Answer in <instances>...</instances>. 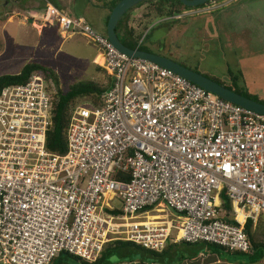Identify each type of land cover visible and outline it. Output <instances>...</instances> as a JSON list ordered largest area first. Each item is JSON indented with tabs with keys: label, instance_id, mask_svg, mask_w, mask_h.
Wrapping results in <instances>:
<instances>
[{
	"label": "built area",
	"instance_id": "obj_1",
	"mask_svg": "<svg viewBox=\"0 0 264 264\" xmlns=\"http://www.w3.org/2000/svg\"><path fill=\"white\" fill-rule=\"evenodd\" d=\"M43 20L94 42L112 84L100 105L72 107L63 154L47 148L55 80L34 72L1 88L0 264L91 263L116 240L250 251L242 225L264 219V113L120 51L84 17L49 6Z\"/></svg>",
	"mask_w": 264,
	"mask_h": 264
},
{
	"label": "rangeland",
	"instance_id": "obj_2",
	"mask_svg": "<svg viewBox=\"0 0 264 264\" xmlns=\"http://www.w3.org/2000/svg\"><path fill=\"white\" fill-rule=\"evenodd\" d=\"M34 1L39 4L41 12L32 21L26 9H23L26 5L19 4L24 0H10L8 5L6 0H0V76L16 74L26 63L38 62L57 73L62 91H67L78 82L95 81L106 85L111 81L110 75L101 65L103 60L95 62L100 51L97 45L80 33L66 35L56 23L42 21L49 2ZM50 1V4L60 7L66 4L68 9L62 11L64 14L85 17L97 33L107 35L108 22L105 24V21L109 7L105 4L110 0ZM148 8L146 4L137 7L129 17V24L142 33L140 39L144 47L225 83L232 82L231 71L242 77L239 85L264 99V0L212 2V5L204 8L176 15L177 20L171 24H162L161 21L165 19L154 18V13L151 18L147 16ZM91 101L92 98L87 96L77 99L74 105L89 106ZM114 206L120 205L114 202ZM147 209L150 208L144 210ZM237 218L243 221L244 216L240 212ZM254 230L258 240L263 239L260 237L262 232ZM190 247L195 248L196 245ZM132 253L137 258L142 254L134 248H122L113 253L111 258L120 261L126 257L125 260L130 261ZM217 255L219 260L231 264L249 261V254L241 252L221 250ZM62 258L57 263L66 259L69 264H76L73 259L66 256ZM213 258L205 259H209V262ZM252 264H264V257Z\"/></svg>",
	"mask_w": 264,
	"mask_h": 264
},
{
	"label": "trees",
	"instance_id": "obj_3",
	"mask_svg": "<svg viewBox=\"0 0 264 264\" xmlns=\"http://www.w3.org/2000/svg\"><path fill=\"white\" fill-rule=\"evenodd\" d=\"M119 1L121 0H110L108 3L105 4V6L107 5L109 7V12L106 16L105 24H107L108 22L112 9L116 6V4ZM212 2L220 3L222 2V0H211L207 4L194 6V7L187 6L183 4L180 0H144L141 3L132 7L130 10H128L127 13L120 19L116 27L117 34L125 46L132 48V49L138 48L140 50H146L149 52H153L149 50L148 48L144 47L140 43L141 41L140 38L142 36V33H140L136 28L132 27L129 24V19H130L129 17H130V13L132 10L146 4L149 7L148 8L149 12L146 14L147 16H150L151 18L152 14L154 13V18L165 19L164 21L163 20L161 21L162 24L164 23L171 24V22L177 20L175 18L176 15H180L183 12L189 11L192 9L203 8L206 5H211L210 3ZM5 3H7L8 5L10 3V0H6ZM19 4L22 6L25 5L24 2L23 3L19 2ZM138 39H139V42H138ZM179 63L187 66L186 64L182 62H179ZM192 69L198 72H201L200 70L196 68H192ZM34 72H39L45 75L46 77L53 78L55 82L57 83V85H59L58 101L56 102L55 107H54L52 125L47 135V148L48 150L52 152L63 154L66 152V149H67V128L69 126L70 117L72 113L71 111H72L74 102L77 99H81V98L89 96L92 98L91 102L94 105H100L101 104L100 96L109 89L112 83L111 81H109L107 82L106 85H102L95 81L78 82V83L72 84L67 91H62L60 88L58 75L53 69L48 68L45 65L38 63V62H28L16 74L1 75L0 76V90L4 86L13 85V84H22V83L27 82L29 77ZM229 73L231 76V81H232L231 83H225L218 78L209 76L207 74L205 75L209 76L210 78L216 80L219 83H222L223 85L227 86L233 91H236L244 96L250 97L258 102L264 103V99L259 98L255 94H251L250 92L245 90L241 85L238 84L239 81L243 80L242 77H239L238 75H234L231 71H229ZM223 205L225 208L229 210L232 209V204L229 202V200L226 197L224 198ZM231 221L235 224H238V222L234 218L231 219ZM242 227L245 230L249 238L251 250L248 252H241V253L249 254V261L246 262L245 264H252L253 262H256L257 260L262 259L264 257V219L259 218L257 224L254 225L253 220L251 218H248L246 222L244 223V225H242ZM254 229H257L258 231L262 232L260 237H263V239L258 240L259 237ZM176 243H184L185 245H197L198 244L202 246V249L205 250V252L212 251L213 253L215 252L219 253L221 250H223V251H228L232 253H238V251L233 252L223 246L217 245L212 242H206V241L188 242L185 240H181L178 242H169L166 245V247L163 248L162 250H153V249H146L130 241L118 240L114 242L113 244H111L109 247H107L103 251L102 255L99 257V259L95 262L90 263V262L83 260L82 258L78 256H74L68 253H60L57 257H55L52 260L50 264H69V262H67L66 259L60 260L57 263V260L63 259L62 258L63 256H66L70 259L75 260L76 264H112V261L114 260L113 258H111L112 254L115 253L116 251H119L122 248H127L129 250L131 248H134L137 251H144L151 256V260L149 261H152V258H154L155 260L162 262V260L165 259V257L170 256V253L172 251L171 248ZM131 256L132 258L130 259V261H133L134 259L137 258V257H133V253L131 254ZM125 258L126 257H122L120 260L122 259L125 260Z\"/></svg>",
	"mask_w": 264,
	"mask_h": 264
},
{
	"label": "water",
	"instance_id": "obj_4",
	"mask_svg": "<svg viewBox=\"0 0 264 264\" xmlns=\"http://www.w3.org/2000/svg\"><path fill=\"white\" fill-rule=\"evenodd\" d=\"M142 1L144 0H121L112 9L107 24V37L117 49L129 55L141 57L156 62L228 101L251 109L253 111L264 113V103L258 102L250 97L244 96L236 91H233L222 83H219L216 80L210 78L209 76H206L201 72L189 68L188 66H185L171 59L170 57L158 53L149 52L146 50L132 49L125 46L117 34V24L120 19L127 13L128 10H130L135 5L141 3ZM180 1L187 6L194 7L207 4L211 0Z\"/></svg>",
	"mask_w": 264,
	"mask_h": 264
},
{
	"label": "crops",
	"instance_id": "obj_5",
	"mask_svg": "<svg viewBox=\"0 0 264 264\" xmlns=\"http://www.w3.org/2000/svg\"><path fill=\"white\" fill-rule=\"evenodd\" d=\"M30 1L31 0H25L24 4L26 5V7L23 9H26L25 11H27V13L30 15V18L33 21L34 17H38L35 15H40L41 9L39 8V4L37 2L32 0V3H30ZM46 1L51 3L50 0H46ZM33 2L36 4V6H31L32 4H34ZM55 6L58 7L63 12H66V9H68L66 4H64V6L61 7L58 5ZM33 23H35V21ZM97 54L99 55L100 52H98ZM190 246L191 245H185L184 243H176L171 248L172 251L170 253V256L165 257V259H163L162 262L155 260L154 258H152V261H149L151 260V256L148 253L141 251L142 253L141 256L137 259H134L133 261H125L123 259L120 261L114 260L112 261V264H231L224 260H219L218 259L219 255H217L216 252L215 253H213L212 251L205 252V250L202 249V246L198 244L196 245L195 248L194 247L191 248ZM207 254H211V255L208 256ZM212 256H214L212 261L207 262L209 259H205V258ZM241 264H245V263H241Z\"/></svg>",
	"mask_w": 264,
	"mask_h": 264
},
{
	"label": "clouds",
	"instance_id": "obj_6",
	"mask_svg": "<svg viewBox=\"0 0 264 264\" xmlns=\"http://www.w3.org/2000/svg\"><path fill=\"white\" fill-rule=\"evenodd\" d=\"M49 6H54V7H56L55 5L49 3V4L47 5V9H46V11L48 10V7H49ZM56 8H57L61 13H63L58 7H56ZM46 11H45V14H46ZM45 14H44V15H45ZM63 14H64V13H63ZM65 15H66V14H65ZM43 17H44V16H43ZM74 17H75V16H74ZM77 17H78V16H77ZM84 18H85V17H84ZM85 19H86V18H85ZM42 21H44V20H42ZM87 21H88V20H87ZM44 22H45V21H44ZM88 22H89V21H88ZM89 23H90V22H89ZM90 24H91V23H90ZM91 26H92V25H91ZM92 27H93V26H92ZM71 34H72V33H71ZM66 35H68V34H66ZM105 37H107V35H106ZM107 38H108V37H107ZM97 47H98V46H97ZM98 49H99V47H98ZM136 49H138V48H136ZM99 50H100V49H99ZM99 52H100V51H99ZM257 221H258V220H257ZM253 222H254V221H253ZM256 223H257V222H256ZM256 223H254V224H256ZM116 241H118V240H116ZM116 241H114V242H116ZM122 241H123V240H122ZM114 242H113V243H114ZM108 247H109V246H108Z\"/></svg>",
	"mask_w": 264,
	"mask_h": 264
},
{
	"label": "bare ground",
	"instance_id": "obj_7",
	"mask_svg": "<svg viewBox=\"0 0 264 264\" xmlns=\"http://www.w3.org/2000/svg\"><path fill=\"white\" fill-rule=\"evenodd\" d=\"M95 62H102V56L98 55Z\"/></svg>",
	"mask_w": 264,
	"mask_h": 264
},
{
	"label": "flooded vegetation",
	"instance_id": "obj_8",
	"mask_svg": "<svg viewBox=\"0 0 264 264\" xmlns=\"http://www.w3.org/2000/svg\"><path fill=\"white\" fill-rule=\"evenodd\" d=\"M209 2H210V1H209ZM211 5H212V3H211ZM206 6H208V5H206ZM206 6H205V7H206ZM218 7H219V6H218ZM203 8H204V7H203ZM217 9H218V8H217ZM228 78H230V77H228Z\"/></svg>",
	"mask_w": 264,
	"mask_h": 264
}]
</instances>
